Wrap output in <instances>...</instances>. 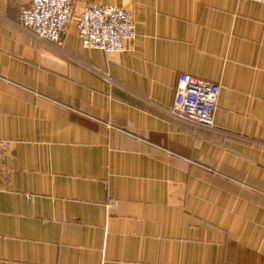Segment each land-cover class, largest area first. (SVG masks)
Here are the masks:
<instances>
[{
	"label": "crops",
	"instance_id": "1",
	"mask_svg": "<svg viewBox=\"0 0 264 264\" xmlns=\"http://www.w3.org/2000/svg\"><path fill=\"white\" fill-rule=\"evenodd\" d=\"M86 1L131 11L123 50L0 0V264H264V2ZM185 73L212 127L168 114Z\"/></svg>",
	"mask_w": 264,
	"mask_h": 264
},
{
	"label": "built area",
	"instance_id": "2",
	"mask_svg": "<svg viewBox=\"0 0 264 264\" xmlns=\"http://www.w3.org/2000/svg\"><path fill=\"white\" fill-rule=\"evenodd\" d=\"M74 12L84 47L121 51L125 40L135 35L131 11L101 1H86L77 7L75 0H30L20 9L17 23L40 39L61 44V32ZM219 89L213 80L188 73L180 75L167 112L175 120L212 127Z\"/></svg>",
	"mask_w": 264,
	"mask_h": 264
}]
</instances>
